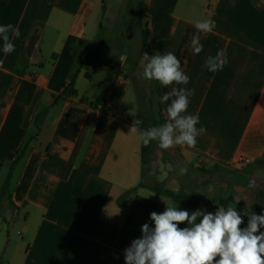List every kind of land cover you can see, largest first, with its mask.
<instances>
[{
    "label": "crops",
    "instance_id": "1",
    "mask_svg": "<svg viewBox=\"0 0 264 264\" xmlns=\"http://www.w3.org/2000/svg\"><path fill=\"white\" fill-rule=\"evenodd\" d=\"M142 2L151 56L174 52L190 77L186 86L159 84L160 96L171 87L194 89L187 114L198 115L196 127L206 129L194 148H175L188 162L246 177L248 169L264 173L259 164L264 160V0ZM103 10V0H0V25L10 23L21 33L19 38L9 34L15 51L7 56L0 39V264H125L124 249L142 235L141 226H154L150 213L163 212L165 203L189 212L203 209V198L190 206L144 184L143 143L139 132L130 133L139 119L136 90L124 75L102 70L122 69L115 59L86 58L98 41L97 14ZM206 19L216 27L199 34L203 51L196 55L190 48L194 24ZM221 49L228 64L209 72L205 59ZM73 80L78 96L56 100ZM104 87L108 114L95 113L97 121L63 180L92 113L80 98H93ZM170 103H160L165 120ZM26 142L25 156L12 168L15 151ZM242 158L248 162L240 163ZM10 173L11 201L2 196ZM134 188L123 210L118 200ZM232 204L239 205L234 198L226 206L209 200L203 210L215 213L216 207ZM20 217L19 237L3 238L2 224L15 227Z\"/></svg>",
    "mask_w": 264,
    "mask_h": 264
},
{
    "label": "clouds",
    "instance_id": "2",
    "mask_svg": "<svg viewBox=\"0 0 264 264\" xmlns=\"http://www.w3.org/2000/svg\"><path fill=\"white\" fill-rule=\"evenodd\" d=\"M194 27L196 34L191 38L190 48L199 55L203 51L199 34L211 33L216 24L211 19L198 20ZM10 33L15 38L21 34L19 28L10 23L0 25V39L6 56L15 51ZM142 58L145 79L157 81L162 87L186 86L190 82L174 52H157L152 56L144 53ZM228 62L227 53L221 49L215 56L205 59L204 67L209 72H217ZM194 94V89L171 87V91L159 97L161 104L171 100L166 108V122L142 130L139 127L142 121L135 119L130 125V133L139 132V140L144 146L156 141L163 150L175 146L194 148L197 137L206 133L204 127H196L199 116L187 114L189 98ZM187 171L186 166H179L180 175ZM244 216H247L246 227H242ZM150 220L154 226L143 224L142 235L124 249L125 264H264V231H260L264 228V213L258 215L249 210L241 213L232 206L217 207L215 213L203 209L189 212L165 203V210L161 213L153 211ZM180 224L187 226L180 227Z\"/></svg>",
    "mask_w": 264,
    "mask_h": 264
},
{
    "label": "rangeland",
    "instance_id": "3",
    "mask_svg": "<svg viewBox=\"0 0 264 264\" xmlns=\"http://www.w3.org/2000/svg\"><path fill=\"white\" fill-rule=\"evenodd\" d=\"M142 0H104V10L97 14L102 28L98 32V41L93 45L90 57L104 56L124 69L133 88L138 95L140 109L134 115L143 121L146 128L161 125L158 122L157 93L159 82L150 81L143 77L145 52L140 36V28L145 25V19L138 12ZM124 56L122 57L121 55ZM105 74L95 78L91 90H97ZM132 87V86H131ZM179 166H186L188 171L179 174ZM256 168H262L257 165ZM248 176L233 170L201 164L198 161L188 162L179 151L173 147L163 150L158 142L152 141L147 148L144 165V184L171 189L176 193H196L203 198L206 207L209 200L220 203L221 199H236L238 204L232 207L249 210L256 214L264 213V173L248 169ZM259 175V176H258ZM2 176H0V183ZM253 183L250 184V182ZM240 206V207H239ZM21 217L14 227L13 224H2V237L18 238L21 232ZM260 231H264L261 228Z\"/></svg>",
    "mask_w": 264,
    "mask_h": 264
},
{
    "label": "trees",
    "instance_id": "4",
    "mask_svg": "<svg viewBox=\"0 0 264 264\" xmlns=\"http://www.w3.org/2000/svg\"><path fill=\"white\" fill-rule=\"evenodd\" d=\"M103 2H104V0H103ZM145 6L146 5L143 2H140L138 5V12H139L140 16H142L144 19H147L146 15L144 13ZM140 36H141V39L143 42V46L145 48V52L148 53L149 56H151V48H150L149 43H148L149 30H148L146 24L140 28ZM88 57H90L89 54L86 55V58H88ZM102 70L105 71L106 73H108L109 75H112V76L124 75L125 77L128 78V76L126 75V72L123 69H119V68H116L113 66H111V67L105 66V67H102ZM106 93H107V88L104 87L102 89V91L100 92V94H98L97 96H95L93 98H88V97H81L80 98V102L82 104L88 105L92 109V113H90V115L88 116V118L86 120V123L84 125L83 130H82V133H81L80 138L78 140V143H77L75 150L73 152L72 158H71L70 162L68 163V165L66 166V169H65L63 176H62L63 180H66L68 178V175H69L70 171L72 170L74 160L79 153L80 147L82 145V142H83V139H84V136H85L87 130L89 129V127L92 124L96 123V121H97V117H96L95 113L101 112L103 114H108L109 109H108L107 103H106ZM76 96H78V94H77L76 89L74 88V80H73L64 87L63 91L59 95L55 96V99L61 100V99H66L68 97H76ZM159 97H160V93L158 92L157 93L158 122L160 124H163L166 122V120L164 119V116H163V112H162V109L160 106ZM138 105H139V109H140L141 105L140 104H138ZM140 128L142 130H145V128H146L143 121L140 124ZM28 148H29V142H26V143H24V145L20 149L15 151L17 157H16V159L12 165V168L15 165H17L23 159ZM147 148H148V146H144V145L142 147V158H143L144 165H145V160H146V156H147ZM259 164L264 165V160L260 161ZM10 178H11V173L9 174V176H8L7 180L5 181L3 188H2V196H8L9 201H11V199H10ZM139 187H144V184L141 183L139 185ZM149 188L154 193H156L158 195L171 197V198H177V199L185 202L186 204H188L190 206L191 205H197L201 200L200 196L194 192L189 193V194L176 193L175 191H173L171 189H166V188H162L159 186H150ZM135 190H136V188L125 192L119 198L118 204L123 210L127 209L126 200L129 198V196L131 194H133V192ZM231 201H232L231 198L223 199L220 201L219 205L220 206H226ZM245 218L247 220V216H245Z\"/></svg>",
    "mask_w": 264,
    "mask_h": 264
},
{
    "label": "built area",
    "instance_id": "5",
    "mask_svg": "<svg viewBox=\"0 0 264 264\" xmlns=\"http://www.w3.org/2000/svg\"><path fill=\"white\" fill-rule=\"evenodd\" d=\"M247 162H248V160L243 159V158L240 160V163H247Z\"/></svg>",
    "mask_w": 264,
    "mask_h": 264
}]
</instances>
